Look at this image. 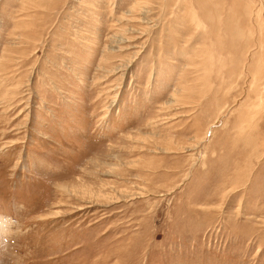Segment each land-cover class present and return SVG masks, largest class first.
<instances>
[{"label": "rangeland", "instance_id": "rangeland-1", "mask_svg": "<svg viewBox=\"0 0 264 264\" xmlns=\"http://www.w3.org/2000/svg\"><path fill=\"white\" fill-rule=\"evenodd\" d=\"M0 264H264V0H0Z\"/></svg>", "mask_w": 264, "mask_h": 264}, {"label": "clouds", "instance_id": "clouds-1", "mask_svg": "<svg viewBox=\"0 0 264 264\" xmlns=\"http://www.w3.org/2000/svg\"><path fill=\"white\" fill-rule=\"evenodd\" d=\"M9 243H10V240H8L6 233L3 236H0V245L6 246Z\"/></svg>", "mask_w": 264, "mask_h": 264}]
</instances>
